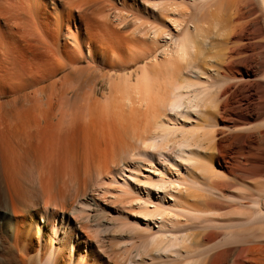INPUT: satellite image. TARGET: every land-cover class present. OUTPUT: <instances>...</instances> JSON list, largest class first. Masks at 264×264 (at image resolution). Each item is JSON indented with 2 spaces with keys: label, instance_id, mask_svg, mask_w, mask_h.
Returning <instances> with one entry per match:
<instances>
[{
  "label": "bare ground",
  "instance_id": "bare-ground-1",
  "mask_svg": "<svg viewBox=\"0 0 264 264\" xmlns=\"http://www.w3.org/2000/svg\"><path fill=\"white\" fill-rule=\"evenodd\" d=\"M251 4L0 0V264H264V189L213 168L264 171ZM97 63L139 65L100 101Z\"/></svg>",
  "mask_w": 264,
  "mask_h": 264
},
{
  "label": "rangeland",
  "instance_id": "rangeland-1",
  "mask_svg": "<svg viewBox=\"0 0 264 264\" xmlns=\"http://www.w3.org/2000/svg\"><path fill=\"white\" fill-rule=\"evenodd\" d=\"M242 1H247V0H242ZM251 3H252L250 6L251 13L256 14L258 16L257 20L259 21V23L262 24L263 16H259V15L264 14V12H262L263 10L261 11L262 8H259L260 4L257 3L255 0H251ZM251 8H254V10H252ZM247 10L248 9L246 8L245 11H247ZM244 22H245V20H239V23H244ZM217 42H220V38H214L213 39V43H217ZM246 43L252 44L254 47H256L254 50V53H258V52L263 53L262 59H261V56L258 59V61L260 60L259 62H262L261 63L262 64V70L260 72L261 75H258V77H256V79H255L257 81H260L263 79L262 75L264 74V33L262 32V34L255 35L251 40L247 41ZM230 45L231 44H225L224 45L225 50L223 48L221 49V47H222L221 45L216 46V48H218V50L220 52L227 54L228 50L226 49V47H228ZM212 51H214V49ZM75 64H78L79 67H83L84 65L89 64V60L83 59L80 62H77ZM209 64L214 66L215 62L212 61V62H209ZM138 65L139 64L129 65V66L123 67L121 69L112 70V69H109L107 67H102L98 63L95 64V68H93V69H94L95 73L99 74L101 77V80L95 86L96 98L101 101L102 99H104L103 96H105L107 94V91H108V89H107V84H108L107 76L108 75H114V74L118 75V74L127 73V72L135 69ZM68 71H69L68 68L60 71L59 73H57L56 78L63 75L64 73H66ZM1 90H2V86H0V91ZM10 98H11L10 95H1L0 94V114L3 113L4 110H7L8 105L6 104V101L9 100ZM223 130L225 131V129H223ZM231 130L232 129L226 130L225 131L226 135L233 133L234 130L233 131H231ZM213 168L216 170V172L220 176H223L229 180L230 183L228 184L227 189H228V193H230V194L238 195L240 193V194H248L249 196H251V194L256 195L257 192L264 189V171H262L261 175L259 174V176H256L255 177L256 179H254V178L247 179L244 176H242L240 179H233V178L229 177L226 173H224V171L218 165L216 166L215 164H213ZM1 193H2V195H0V208H3L2 211L5 214H3L1 216L0 222L2 220V217H4L5 215L8 214V216L10 218V223L13 224L15 218L12 216L11 212L8 209V206H9L8 205V203H9L8 197H7L5 192H1ZM229 204H230L229 202L224 200V201L220 202L219 204H216V209H218V211H220V212H223V213L227 212L228 213L229 211H231V207L229 206ZM4 208H6V209H4ZM12 233L13 232L11 231V228H10V232L7 235L5 234V236H3L6 239V240L4 239V242L6 243V245L11 244L12 235H13ZM35 239H36V235H35ZM0 257H1V255H0Z\"/></svg>",
  "mask_w": 264,
  "mask_h": 264
}]
</instances>
